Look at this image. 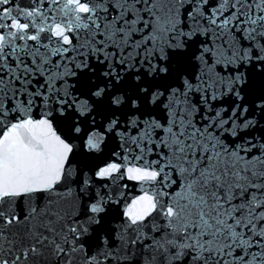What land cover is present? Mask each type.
Here are the masks:
<instances>
[{"label": "snow or ice", "instance_id": "obj_1", "mask_svg": "<svg viewBox=\"0 0 264 264\" xmlns=\"http://www.w3.org/2000/svg\"><path fill=\"white\" fill-rule=\"evenodd\" d=\"M0 264H264V0H0Z\"/></svg>", "mask_w": 264, "mask_h": 264}, {"label": "water", "instance_id": "obj_2", "mask_svg": "<svg viewBox=\"0 0 264 264\" xmlns=\"http://www.w3.org/2000/svg\"><path fill=\"white\" fill-rule=\"evenodd\" d=\"M135 191V190H134Z\"/></svg>", "mask_w": 264, "mask_h": 264}]
</instances>
